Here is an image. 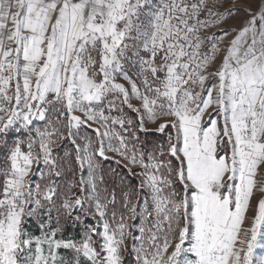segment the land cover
<instances>
[{"label": "snow or ice", "instance_id": "1", "mask_svg": "<svg viewBox=\"0 0 264 264\" xmlns=\"http://www.w3.org/2000/svg\"><path fill=\"white\" fill-rule=\"evenodd\" d=\"M231 2L0 0V264H264V0Z\"/></svg>", "mask_w": 264, "mask_h": 264}, {"label": "rangeland", "instance_id": "2", "mask_svg": "<svg viewBox=\"0 0 264 264\" xmlns=\"http://www.w3.org/2000/svg\"><path fill=\"white\" fill-rule=\"evenodd\" d=\"M221 2L224 4V8H230V7H240L241 5L239 3H235L233 4L231 2V0H221ZM223 10V9H222ZM236 21L234 20H230L229 21V25L231 26L232 24H234ZM213 31H218V30H213ZM158 136V138L160 140H163L165 137L163 134H156ZM111 163V162H109ZM114 166V165H113ZM120 171H121V174H125L126 170H124L122 167L120 168ZM136 177H129V180L132 181L133 183H135L136 181ZM129 223H133V221L129 220ZM136 223L138 224L139 223V220L136 221ZM135 235H139L138 231L137 232H134ZM133 264V263H132Z\"/></svg>", "mask_w": 264, "mask_h": 264}, {"label": "trees", "instance_id": "3", "mask_svg": "<svg viewBox=\"0 0 264 264\" xmlns=\"http://www.w3.org/2000/svg\"><path fill=\"white\" fill-rule=\"evenodd\" d=\"M132 263H133V261L132 260H129L128 264H132Z\"/></svg>", "mask_w": 264, "mask_h": 264}]
</instances>
